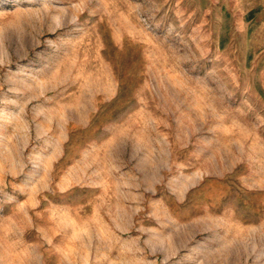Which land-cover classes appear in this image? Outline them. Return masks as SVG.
Listing matches in <instances>:
<instances>
[{"label":"rangeland","instance_id":"374dc122","mask_svg":"<svg viewBox=\"0 0 264 264\" xmlns=\"http://www.w3.org/2000/svg\"><path fill=\"white\" fill-rule=\"evenodd\" d=\"M0 264H264V0H0Z\"/></svg>","mask_w":264,"mask_h":264}]
</instances>
